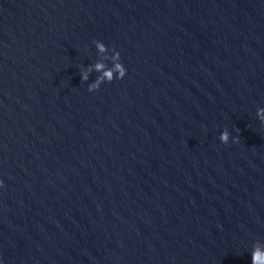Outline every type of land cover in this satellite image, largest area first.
Instances as JSON below:
<instances>
[{"label":"water","instance_id":"1","mask_svg":"<svg viewBox=\"0 0 264 264\" xmlns=\"http://www.w3.org/2000/svg\"><path fill=\"white\" fill-rule=\"evenodd\" d=\"M261 107L264 0H0V264H252Z\"/></svg>","mask_w":264,"mask_h":264},{"label":"clouds","instance_id":"2","mask_svg":"<svg viewBox=\"0 0 264 264\" xmlns=\"http://www.w3.org/2000/svg\"><path fill=\"white\" fill-rule=\"evenodd\" d=\"M93 43L98 50V54L108 55H106L103 60L99 59L94 64L88 65L86 71L83 68L80 71L82 81L85 82L89 80V75L91 72L95 71L100 73L95 81L89 84L88 90L90 92L98 90L101 84L106 81L111 82L114 79H123L127 73L126 67L121 62V54L118 50L113 47L111 50V54H109L108 46L104 42L100 40H94ZM109 60L112 62L111 67H109V65L106 63V61ZM257 116L261 122H264V107L258 108ZM237 131H239V129H237ZM230 136V132L227 130V128H225L221 133L219 139L221 140V142L227 144L230 140ZM235 139L238 140L239 137H236ZM3 184V180H0V186H3ZM251 257L252 264H264V247L255 246L253 248V251L251 252Z\"/></svg>","mask_w":264,"mask_h":264}]
</instances>
